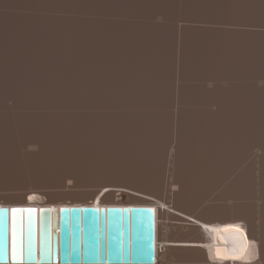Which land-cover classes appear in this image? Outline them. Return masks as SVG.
Segmentation results:
<instances>
[{
	"label": "rangeland",
	"instance_id": "1",
	"mask_svg": "<svg viewBox=\"0 0 264 264\" xmlns=\"http://www.w3.org/2000/svg\"><path fill=\"white\" fill-rule=\"evenodd\" d=\"M84 1L85 2L87 1V4L83 1L82 2L79 1L80 3H83L84 10H80V11L75 10L74 14L72 11V14L69 13L68 16L73 15L72 17H79V18L84 16L82 19H85V20L87 18H89L87 20V22H89V23H86L85 27H87L88 24L92 25L94 23L92 25L94 27L93 28L87 27L88 29L86 28V31H89V29H90V31L88 33L87 32H85V33L86 34L90 33L89 35H91V34L93 35V32H94L98 36L96 37L95 34L91 37H89L88 35H85V36H88L86 38H91L90 40L93 39L92 40L93 43L96 40L97 42L96 41L95 42L97 43V45L100 42L103 43V45H101V47L105 46V48H103V49H106V50L103 51V49H100L99 47L97 49V45H94V47H92L93 52L94 51L98 52V50L99 51L102 50V51L100 53L98 52V56L95 52L94 53L91 52V54L93 55V57L95 55L94 59H96V57H99L97 59L100 60L99 61L100 63L98 62L97 59L95 61H97L99 64L102 63L101 64L102 66H100L98 64L100 66V68H103V66H106L107 69H105L106 67H104L103 68L104 70L110 71V69H112L114 71H117L115 74L118 73L117 74L118 76H116L113 73L114 71H112V70H111V72H109L110 73L109 75L113 76V77L112 76H110V77L112 79L116 80L114 82L112 80L113 83H111V85L113 87L111 85L108 86V87L113 88V90L111 88V91H113V92H111L109 90L110 88H107L106 86H104V88L101 87L102 90H104V91H107V90H108V92L110 91L108 93V96H107V94L105 95L104 92H103V94H101L102 92L99 94L102 96V97L99 96V98L100 97L103 98V96H104V99L105 98L107 99V100L105 99L106 100V101H104L105 103L103 102L104 104H106V107L103 106V103L102 104L100 103L99 98L97 100L105 109L102 108V110H101L100 109L101 107L98 108V106L100 105L98 102H97V104H99V105H96L97 107L92 106V108H91V106H89L87 104V103H89V102H87V100H85L87 103L83 100L84 101L83 105L84 104L85 105L87 104V105L86 106L84 105L83 106L84 108L83 107L82 108L85 109L87 106H89L85 109L86 111H88L90 108H91V110L94 108L93 110H95L94 112H96V115H97L96 117H98V116L102 117L103 115L105 116L104 112H107L106 119L108 118V115L111 118L112 115L110 116V114H111V110H113L112 113L115 114L114 115L115 118H113L114 120H112V121H110L109 119L108 120L110 121V123L112 124L114 129L112 131H110L112 129L111 128L112 126L110 124H108L109 121H107L105 118H103L104 117L103 116L102 117L103 120L105 119V121H103V124L106 123L107 125L104 126V132L105 133L101 132L99 129L100 128L99 123L101 125H102V123H101L100 118L98 117L97 119H99L100 122H98V125H97L98 128L97 129H99V130H96V133H97V131H99V132L96 135L95 131L93 130V129H96V128H94L96 126H94L93 129L91 127V124H92V126L94 125L93 121L95 119V117H93V114H92V118H91V113H94V112H91V113L87 112L88 115H85L86 111L82 110L80 107L78 110L81 109V111L84 112V114H83V112H81L82 117L84 115L85 116L90 115L91 119L94 118L93 121H88V122H90V125L88 124V122H85L86 124H85V127L83 128L84 121H86V120H82V118H80L81 115L78 114L80 111L79 112L75 111V112H77L76 114L78 116L80 115L79 118L83 121L82 122L83 124H77L78 126L82 125L81 128L76 126V124L73 122H71V123H73L74 126L71 123H68V124L65 123L64 125H61L63 122L62 123L59 122L60 124L58 123L59 124L58 125L56 123L57 117H55L56 120H54L52 118V116H54V114L52 116H51V114L49 115L46 113L45 114H39L41 117L37 114L38 115L37 118H35L33 115H31V117H33L37 120L36 121L34 119L33 121H36L38 123V125L36 124V127H35L34 124L36 122H33L34 127L32 126V128H34V129L36 128V130H37L40 127L48 126V127H46V129L43 128L44 132H42L43 130L40 128V130H42V131L36 132L37 134L40 133V135L38 137H36L37 135H35L33 137L30 134L23 133L20 130V128L16 125L17 123H15L16 118L12 114H10L11 116L6 114L8 117L1 114L0 115V121H1V118H3L2 119L3 122L1 121V123H0V128H1L0 129V154L11 155L12 159L20 165L21 169H19L20 171L17 172L16 174H14L13 176H11V177L9 176L10 179H9V177H7L5 180H3L4 182L7 183V185L0 187V193L11 194L9 192V191H11L12 193L16 194L18 192L20 193V191H23L22 190L23 187L29 188V187L34 186V187H37L38 188L37 190H40L41 192H45L48 194H57V195H61L63 197L67 196V198H71V197H75V196L76 197L90 196L91 193L94 194V192L95 193H103L106 191L105 193H107L108 188L111 187L108 190V192L110 191V192H114V193H116V192L122 193V196L124 198H126V197L131 198V197H135L136 195L139 196V195H143V194L148 195V194H150V192L153 193V194H150L151 195L150 197H155V195H156V197H158L157 194L159 193L160 198L161 197L163 199L166 198L165 199L166 201L168 199V203L170 205L174 206L178 211H179V208H181L182 210L180 209V212L181 211L185 212V210H186L185 213H188L189 215H192L196 218L201 216V214H203L202 217L211 218L212 216L208 214V210L219 209L217 206H220V203H221L220 208H222L221 210H223L222 213L225 212L223 214V216L225 215L224 217H231L233 212H234L233 215L239 216L240 215L239 211H241L243 208L248 209V207H249V211L251 210L252 212H254V211L256 212L259 209L257 206L260 203L262 204V201L261 202L257 201L259 199L257 197L259 196L258 194L261 193V190L264 189V187H263L264 185L262 186L263 187L262 189H260L261 187L258 188L259 187V180H257L258 181L257 182L256 178L258 179L257 174H259V172H255L256 170L253 171V168H254V162L253 161L254 160L252 161L251 157L255 158V155L252 154V156H250V158H249L250 160L248 159V153L250 152L248 150L249 148L247 149V147H249L247 144L248 142L245 143L246 148H245V146L241 147L240 148L241 151L239 150V152L237 151L238 152L237 153V152L230 150L233 148L227 149L226 147L220 148V149L214 148L215 149L214 150V149H212L213 147L211 148V147L207 146L206 143H208V142H206L205 138H207L208 135L212 134L211 132H213V131L214 132L221 131V132L228 133L229 131L236 132V131L241 130L243 132L242 128H244V130L246 129V127H244L246 125L245 122H247L249 124L248 121L252 122V119L255 116V112L253 111V108L251 107L253 104V102H252L253 98L251 101L250 97L247 96V94L250 93L247 87L249 85H251L250 84L251 82H253V79H252L253 76L254 77L257 76V75H254V71H257L256 70L257 64L255 63V56L254 55H256L257 46L259 45L257 41L259 39H263L261 36L264 37V35H261L259 37L257 36V31L258 32L260 31V33L264 32V27L262 25V24H264V22H262V23L260 22L262 20V18H264V14L263 15H262V13L259 14L258 13L259 11H257V10H258V8H261V7L264 8L263 7L264 5H262L264 3V1L263 0H260V1L259 0H202V1L201 0H190L191 4H190L189 0H101V1L100 0L99 1L98 0H95V1L94 0H89V1L84 0ZM103 1H105V2H103ZM186 1L189 4H187ZM89 2H93L94 4L89 3ZM108 2L109 3L111 2V3L109 4ZM90 9H92V10H90ZM59 11H58V13H56L57 11L48 12V13L53 14V15L54 14H60L62 10L60 12ZM67 11L68 10H65V11L63 10L62 13L65 12L66 16H67L68 12H70V11H68V12ZM81 11H85V12H83L84 14L81 13ZM9 12H12V11L4 12V14H2L0 16V18L1 19H7V18L11 19L14 14L13 13L10 14ZM94 12L97 14L95 15ZM80 13H81V15H80ZM78 14H79V16H78ZM93 17L95 19H93ZM90 21L91 22L93 21V22L91 23ZM258 21H259V23L257 25ZM92 26H89V27H92ZM91 29L93 31H91ZM96 30H97V32H96ZM218 34H219V37H216V36H218ZM220 34H222L223 36L222 35L220 36ZM98 37L99 38L101 37V38L98 40ZM187 38L189 40H187ZM181 40H183L182 43H181ZM188 42H189V44H187ZM216 42H218V43L216 44ZM260 42H264V40L263 41L260 40ZM107 44L110 46L109 48H107L108 47ZM222 44H223V46H222ZM213 45L217 48H215V47L213 48L212 47ZM263 45H264V43H263ZM98 46H100V45H98ZM108 49H110L109 50L110 52L109 51L107 52ZM219 49H221V50H219ZM222 50L224 51L225 55L222 52ZM219 51H221V52H219ZM215 53L217 55H214ZM99 54H101V55H99ZM100 56H102V57H100ZM220 56H222V57H220ZM222 58L225 60H223ZM104 59H106L109 62L106 61L105 62L106 64L103 65V62L105 61ZM210 59H212V60H210ZM221 59L223 61L219 62V64H218L217 61L221 60ZM209 60L211 62H213V64ZM181 62H183V63H181ZM223 62H226V64ZM215 64L217 65L218 69H217ZM215 68H216V73H214ZM181 69H183L185 72H188V73L184 74L183 70H181ZM212 69H213V72H212ZM227 69H228V71H227ZM229 69H231V70H229ZM207 70L209 71V74L207 73L208 72ZM218 70H220V71H218ZM127 72H129L130 74H128ZM121 74H124L125 76L124 75L121 76ZM182 74H184V76L185 75L186 76L184 77ZM187 75H189L190 77L189 76L187 77ZM213 75H215V76L220 75V77L214 76L215 77L214 78ZM126 76H130V78H131V81H129V83H126V82L130 78L126 77ZM249 76L252 77L251 78L252 80L249 79L250 78ZM117 77H118V79H117ZM123 77L124 78L126 77V80H127L126 82L122 81V79L124 80ZM186 77H187V80H185ZM212 77H213V79H212ZM132 78L135 79V81H137V82L139 80V83L137 84V82H135ZM189 78L191 79V81ZM241 78H243V79H241ZM194 79H196V80H194ZM216 79L217 80L219 79L217 81L218 83L215 82ZM247 79H249L251 81H249ZM132 80L135 83H132ZM180 80H181V82H180ZM182 80L183 81L185 80V82H182ZM210 80L211 81L214 80V81L211 82ZM194 81H196V82H194ZM206 83H208L209 85ZM214 83L216 86L215 90H217V92L221 95L220 100H222L221 103L223 102L222 105L225 107L224 112H223V114H224V120L223 121L227 122L228 125L226 124L227 126H223V128L217 127L215 122L212 121L214 118L218 117V115H219V114L218 115L216 114L217 115L216 116V115H214L215 113H213V111H215L217 109L216 104H218V102H219V104H221L220 100L216 101V99L211 98V93H209L206 89V87L213 88ZM259 83L261 86L262 85L264 86L263 82L260 81ZM122 84H125L126 86L122 85ZM129 85L130 86L134 85V86L130 87ZM178 85H180V86H178ZM181 85H184V87H186L185 90L188 91V93H186L187 91L185 92V97L182 94V93H184L183 92L184 90H183V88H181ZM135 86H136V88L138 87L140 89H138V88L136 89ZM171 86H173V87H171ZM176 87H178V88H176ZM249 87H251V86H249ZM180 88L183 90L182 93H181ZM246 88L248 91L246 90ZM178 89H180V91L177 92ZM249 89L251 90V88H249ZM137 90L140 91V92H138L139 94H141L140 96H138L139 94L137 93ZM244 90L247 91L246 97H244L245 96ZM127 91H129V92H127ZM179 92H180V94H179ZM110 93H112L114 97L111 96L112 94L110 95ZM146 93H148V94L146 95ZM181 94H182V98H186L188 96L187 97L188 100L187 99L182 100V98H180ZM166 95H168V96H166ZM189 95L191 96V98L189 97ZM222 95H224V96H222ZM101 98H100V100H101ZM111 98H113V100L115 98H117L116 101L114 100L115 103ZM177 98H179V99H177ZM129 99H131V100H129ZM146 99L148 102L146 101ZM108 100L111 101L115 105H113V104L110 105L111 103ZM121 100L124 102L123 106H122ZM125 100H126V103H125ZM135 100L137 102L140 101L139 103H141L142 101L145 103V101H146V103H145L146 105H147V103H149V101H152L154 104L151 102L149 105H147V106L145 105L146 106V108H145V106L142 107L144 105V103L142 102L141 104H139V105H142L141 106L142 108L137 107L139 109L138 110L137 108H135L136 104H137V102ZM181 100L185 101L186 105H184L185 102L184 103L180 102ZM101 101H103V99ZM107 101L110 104L106 103ZM187 101H189V103L191 102V104H193V105L187 106L188 105ZM179 102H180V104L181 103L182 104L180 105ZM11 103L12 102H10V106L6 105L7 110L9 107V110H8L9 112H10V110H11V112H13V108L11 107L12 106ZM8 104H9V102H8ZM160 104H162V105H160ZM178 104L180 105V109H178L179 108ZM94 105H95V103H94ZM107 105H109L110 109H107V108H109V107H107ZM139 105H137V106H139ZM151 105H152V108H151ZM213 105L216 108L213 107ZM114 106H115V108H114ZM182 106H184V107H182ZM191 106H193V109L189 112L187 110L184 111V109H181V108H187V107H191ZM95 107L97 110L99 109L100 111L99 110L97 111L95 109ZM111 108H113V109H111ZM140 108H141V110H140ZM6 109H3V111L5 110L7 112ZM136 109H137V113L139 112L138 114L142 113V115H141L142 117L139 115V119L144 118L143 119L144 121L142 120L144 123L139 122L138 121L139 119H135V118H137V116L135 115V114H137L135 111ZM157 109H158V112L156 111ZM91 110H89V111H91ZM132 111H134L133 115H132ZM153 111L158 113V114H155V113L153 114V116H155V117L152 116ZM160 111H161V113H160ZM14 112H15V110H14ZM75 112L73 115H71V117L76 115ZM108 112H110V114H108ZM98 113H100L102 115H99ZM180 113H182V114H180ZM179 114L183 116V117L181 116V118H183V119H184V117L186 118V120H184V122L186 121L185 123L187 125L186 126L185 123H182V125L183 126L185 125V127H183V129L181 131L179 130V133L181 132L183 134V135L180 134L179 137L182 136V137L186 138V140H190L189 138L192 136V134H195L196 132L200 133V134H195L198 136L197 137L194 135L196 138L195 137L193 138V136H192L191 140L194 139V140H192V141H194L193 144H192L191 140L189 142L187 141V144L185 143L186 140H185V142L182 143L184 145L180 144V145H182L183 149H181V147H180L178 150V153L180 154V152H181L180 149L182 150L183 155H184L183 150L185 148H186V151H185V155H184L185 157H183V155H181L183 158L182 159L180 158L179 160H177L178 171H180L181 174H179L180 176L178 175V177H177V185L176 186L178 187V189H177V187L175 189V187H173V186L170 187L171 186L170 181H172V179H170V180L168 179V176L173 173V170H172L173 167H171V165H170V161H171L169 158V152H170L169 149L170 148H167V147L172 146L173 138L175 137V136H173L174 135L173 133L175 132V128H176V126L180 127V124L178 125L177 123L179 121L182 122V119H179L180 118ZM37 115H35V116H37ZM134 115H135V117H134ZM49 116H51V117H49ZM116 116L118 117V119H116ZM131 116L134 117L133 119H135L136 123L138 121V124L140 123V125H142L143 127L135 126L134 120H132ZM176 116H178L179 118L177 119ZM187 116L188 117L190 116V119L193 116V120H192L193 122L189 123L190 120H187L188 119ZM206 116L207 117L210 116V119L213 117L214 118L211 120H209L207 118V120H206L205 119ZM174 117L176 119H174ZM235 117L236 118L240 117L239 119L242 122L241 121L237 122V120H234V119H232V122H231L230 121L231 118H235ZM39 118L40 119L43 118V119H41V121H40ZM74 118L76 119L78 117L74 116L72 119H74ZM84 118H87V117H84ZM119 118H120L122 125L119 121ZM115 119H116V121H115ZM121 119L125 120V122ZM127 119H130V123L128 122L129 120H127ZM149 119H150V121H149ZM194 119H197V120L194 121ZM29 120H32V119H29ZM38 120L40 123L44 122L45 125L42 126L43 123L40 124L38 122ZM76 120L74 122H76ZM174 120H175V123L177 125L174 123ZM69 121H71V118L69 119ZM113 121L116 122V124L118 122L121 125V128L123 126V122L126 123V121H127L130 125L128 123H126L127 126L126 125L125 126L127 129L126 128L118 129L117 125L118 126H120V125L115 124L116 125L115 126L113 124L114 123ZM132 121H133V124L131 127ZM161 121H164V122H161ZM206 121H207V123H206ZM233 121L237 122L238 126L237 125L235 126V124H237V123L234 124ZM209 122H210V124L214 123L215 125L209 126ZM80 123H81V121H80ZM95 123H97V121H95ZM167 123H169V124H167ZM242 123H245V125ZM190 124H193V125L190 126ZM65 125H66V127L71 128V129H74L73 127H78L79 129L83 128L82 129L83 133H80V132H82V130L78 133L79 130H77L75 128L77 130L76 135L80 134L78 136H79L81 141L79 140L78 137H76L74 135H72L73 137L71 138V134H72L71 131H73L74 132L73 134H75L76 130L75 129L69 130L68 128L65 129L64 128ZM67 125H69V126L72 125V127H69ZM87 125H89L91 127V128L90 127L87 128V129L90 130V133H92L91 134L92 137H93V134H95L96 138H99L100 142H98V140H96L95 136H94L95 139L90 138L91 141L88 140L87 142H85V137H87V136L82 137V135L84 133H87L84 131V129L87 127ZM144 125H146V126H144ZM173 125L175 128L173 127ZM229 125L231 127H229ZM242 125H243V127H241ZM37 126H39V127H37ZM106 126H109V128H111L110 130L108 129L110 132L105 131L107 129ZM114 126L117 128H115ZM105 127H106V129H105ZM207 127H209V128H207ZM181 128L182 127H180L179 129H181ZM232 128H234L233 130H236L237 128L238 129L236 131H233V130H231ZM87 129H85V130L88 131ZM91 129L94 131V133L91 131ZM102 129H103V127H102ZM40 130H38V131H40ZM46 130H48V132H50L49 136L45 135ZM173 130H174V132H173ZM247 131L248 130H246V132ZM68 132L71 133L70 135H68V137L71 138V140H69V141L74 142V140H75L74 143L78 145V146L77 145L75 146L77 149L74 147L75 144L73 145L72 142H70V143H72V145L69 144L68 139L65 138L64 135H65V133L68 134ZM121 132H123V133H121ZM90 133H89L88 137L89 136L91 137ZM99 133H102V134H100L102 136H99ZM186 134H189L190 137H189V135H186ZM116 135H118V136H116ZM169 135L171 136L170 138H169ZM5 137H7V138H5ZM200 137L202 139L200 141L201 142L203 141L202 143H204V145L199 141V139H197ZM30 138H31V140L32 139H40L44 143V147L47 148L46 149L47 152L45 151L43 154L40 153L41 155L37 154V152H36V154H32V153H35V152H32L31 153L32 155L30 154V156L25 155V153H27V152L24 153L25 149L20 148L21 143H22L21 141L29 140ZM64 138H65V140H64ZM76 138H78V139H76ZM81 138L84 139L83 143H82L83 139H81ZM66 139H67V141H66ZM247 139H248V137H247ZM63 140H64V142H62ZM76 140H78L81 144L87 143V146H82V145L80 146L79 145L80 143L79 144H78V142L76 143ZM196 140H198V141H196ZM92 141L96 142L95 145ZM129 141L131 144L129 143ZM167 141H169V142H167ZM195 141H196V143L198 142L199 145L201 143V145H203L202 147L205 146L204 147L205 149L200 147L198 144H197L198 145L197 146ZM244 141H247V140L244 139ZM88 142H90V143H88ZM171 142H172V144H171ZM91 143H93V146H91L92 145ZM124 143H126V144H124ZM189 144H190V146H187ZM123 145H125V146H123ZM194 145H196V147H194ZM79 147H81V148L84 147V148L80 149ZM90 147L92 150L90 149ZM189 147H191L192 149L191 148L189 149ZM206 147H207V150H206ZM66 148H68V149H66ZM79 149L82 151H80ZM163 150L164 151L166 150V151L164 152ZM79 152H80V156L78 155ZM121 152H122V154H121ZM187 152H189V153H187ZM76 153H78V154L76 155ZM155 153H157V154H155ZM255 153L258 154L261 152L258 150H255ZM186 154H188V155H186ZM230 155H231V157H230ZM77 156H78V158H77ZM99 156H100V158H99ZM27 158L28 159L31 158L32 161H34L33 162L34 164L32 163L35 166L34 168H33V165L30 166L27 164V161H28ZM240 159H242V160H240ZM245 160L248 162H246ZM69 166H70V168H69ZM101 166H102V168H101ZM256 166L257 167H255V168L256 169L258 168V171H260L258 164H256ZM146 167H148V168H146ZM238 167H240L239 168L240 175H242L240 177L238 176V178H240L239 179L240 182H239V180L236 181L238 178L234 179V176L238 175V173H239V171L236 174L234 173L235 169L238 170ZM62 169H63V171H62ZM144 170H145V172L143 174V172H141V171H144ZM96 171H98V172H96ZM135 172H137V173H135ZM55 173H56V175H55ZM155 174H156V176L154 177ZM97 175H98V177H97ZM106 176H107V178H106ZM139 176H141V177H139ZM44 177H45V179L43 181ZM235 177H237V176H235ZM195 178H196V180H195ZM95 179H96V181H95ZM155 179H156V181L158 180L156 183H154ZM10 180H11V182H10ZM73 180H75V181H73ZM159 181H160V183L158 184ZM236 182L242 183V184L238 185ZM256 182L258 185L256 184ZM19 183H24L26 185L21 186V185H19ZM228 184H230V185H228ZM235 184H237V185H235ZM101 185H102V187H101ZM112 185H114V186H112ZM118 186H120V187H118ZM157 186H158V189H156ZM179 186H180V188H179ZM218 186H219V188H218ZM222 186H224V187L222 188ZM256 186H258V187H256ZM152 187H154V189H156L158 191L155 195H154L155 191H153ZM13 188H15L16 190ZM113 188H115V189H113ZM172 188H173V190H172ZM130 189H132V190H130ZM258 189L260 191L257 194ZM133 190H135V191H133ZM175 190H178V191H175ZM128 191H131L132 193H130ZM165 192H166V194H165ZM168 192H170V193H168ZM140 193H142V194H140ZM263 193H264V190H263L262 194ZM223 194H227V195H223ZM237 195L239 197L241 196V198L245 197L247 199L245 200L243 198V200L239 199L237 201L236 200V198L238 197ZM230 196L231 197L237 196V197L236 198L232 197V199L235 198V201H233L231 199L228 201L227 200L225 201V199L223 200V198L228 199V197H230ZM260 196H263V195H260ZM252 197H254V198H252ZM188 198L191 200H189ZM195 199H196V202H195ZM171 200H172V202H171ZM181 201L182 202L184 201L183 204ZM187 201H190V202H187ZM192 201H193V203H192ZM205 202H207L208 204ZM255 202H256V204L258 203V205L255 206ZM179 203H180V206H178ZM185 203H190L191 205L190 206H189V204L185 205ZM174 204L177 206H175ZM222 204H225V206H222ZM233 204H235V205H233ZM211 205H214V207L215 206L216 207L214 208ZM229 205H230V207H229ZM240 206L242 209L240 208ZM182 207H184V208H182ZM196 207H197V209H196ZM223 208H225V209H223ZM192 212H193V214H192ZM175 215L176 216H173L175 218L172 217L173 218L172 222H171L172 228L170 229V233H172L173 235L177 234L176 237H179V236H181L187 232L189 233L195 229V227H193L187 223H183L185 221H184V218H182V217H185V216H181V214H178L180 216L177 218L178 215L177 214H175ZM185 218H187V217H185ZM174 219H176V220H174ZM211 219H213V217ZM186 222H188V221H186ZM167 224H168V222H167V220H165V225L163 226V228L165 229V230L163 229V233H165V234H163V238H166L167 234H168L167 228L165 227ZM175 260H176V258H173V262H175ZM176 261H178V260H176ZM173 262H172V264H173ZM182 263L183 262H180L179 264H182ZM163 264H166L165 260H163ZM174 264H178V263H174ZM183 264H186V263H183ZM188 264H194V263H188ZM195 264H200V263L197 262ZM203 264H207V263L205 262Z\"/></svg>",
	"mask_w": 264,
	"mask_h": 264
},
{
	"label": "bare ground",
	"instance_id": "2",
	"mask_svg": "<svg viewBox=\"0 0 264 264\" xmlns=\"http://www.w3.org/2000/svg\"><path fill=\"white\" fill-rule=\"evenodd\" d=\"M85 2L84 0H0V16L2 14H4V12H7V11H12V12H9L10 14H14L12 16L11 19H1L0 18V115H5L6 117H8L6 114H8L9 116H11L10 114H12L16 120H15V123H17L16 125L20 128V130L23 132V133H28L30 134L31 136H35L37 135L36 137H38L40 135L37 134L36 132H41L43 130V128L46 129V127L48 126H44L45 123L44 122H38L40 124H42V126L44 127H40L42 130L37 129L36 128H32V126L36 127V124L38 125V123L36 122L37 120L35 118L38 117L39 114H51V116L54 114V116H52V118L54 120L55 117H57V120H56V123L58 124L59 122L62 123L61 125H64L65 123L68 124V123H75L76 126H78L77 124H83L82 120H86L84 121V125H83V128L85 127V122H88V121H93L92 118V114H93V117H95L93 123L94 125L92 126L91 124V127L93 129L96 128V129H93L95 131V134L97 135V133L99 131H97L96 133V130H99L101 132H104V126L107 125L106 123L103 124V121H105L106 119V114L107 112H104L105 113V116L103 118H105L103 120L102 117L98 116L101 120V123L102 125L99 123V129H97V125H98V122L99 119H97L98 117H96V112H94L95 110H91L92 106H96V105H99L100 103L102 104L104 101H106L104 99V96L103 98H101L102 96L99 95L101 92V94H104L108 96V93L111 91V88L113 87L111 85V83H113L114 79H112L110 76L112 75H109L111 72L112 69H110V71L108 70H104L103 68L106 67V66H103V68H100V66H102L101 64H99L100 60L97 59L99 57H96V59L98 60L95 61L96 59H94L93 55L91 54L92 53H96L97 56H98V52L100 53L101 51L98 50V52L94 51L93 52V48L94 45H97V41L93 43V39L90 40L91 38H86V37H91L93 36L94 34L96 35V37L98 36L96 33L93 32V35H89V34H86L85 32H89V31H86V28H93L94 26L92 25H89L87 27H85V24L86 23H89L87 22V20L89 18H87L86 20L85 19H82L83 17L79 18V17H71L68 16L69 13L72 14V11H73V14H74V11L77 10V11H80V10H84V6H83V3H80V2ZM89 1V0H88ZM95 1V0H94ZM99 1V0H98ZM97 1V2H98ZM101 1V0H100ZM190 1V0H189ZM202 1V0H201ZM260 1V0H259ZM264 1V0H263ZM105 2V1H103ZM87 4V1L85 2ZM89 3H92L94 4L93 2H89ZM100 3V2H99ZM102 3V2H101ZM109 3V2H108ZM111 3V2H110ZM109 3V4H110ZM187 3V1H186ZM263 3V2H262ZM185 4V3H184ZM189 4V3H187ZM190 4H191V1H190ZM220 4V3H219ZM224 4V3H223ZM154 5V4H153ZM201 5V4H200ZM259 5V4H258ZM261 5V4H260ZM264 5V3L262 4ZM261 5V6H262ZM109 6V5H108ZM264 7V6H263ZM87 8V7H86ZM236 9V8H235ZM65 11V10H68L70 12H68L67 16H66V13L61 11L60 14H50L48 12H54V11H57L56 13H58V11ZM86 10V9H85ZM92 10V9H90ZM59 11V12H60ZM89 11V10H88ZM226 11V10H225ZM259 11L258 13H262V15L264 14V8H258ZM85 11H81V13H83ZM48 13V14H47ZM80 13V15H81ZM95 13V12H94ZM178 13V12H177ZM84 14V13H83ZM92 14V13H91ZM90 14V15H91ZM97 13H95L96 15ZM158 15V14H157ZM261 15V16H262ZM76 16V15H75ZM79 16V14H78ZM92 16V15H91ZM92 18V17H91ZM198 18V17H197ZM93 19H95L93 17ZM259 19V18H258ZM257 19V20H258ZM156 20V19H155ZM91 22V21H90ZM93 22V21H92ZM91 22V23H92ZM261 23L264 22V18H262V20L260 21ZM259 21L257 22V25H258ZM260 23V24H261ZM135 24V23H134ZM263 27H264V24H262ZM89 26H92V27H89ZM258 27V26H257ZM261 27V26H260ZM87 28V29H88ZM96 28V27H95ZM239 28V27H238ZM259 28V27H258ZM98 29V28H97ZM91 31H93L91 29ZM97 32V30H96ZM169 33V32H168ZM85 35H88V36H85ZM222 34H220L221 36ZM261 35H264V32L260 33V31L258 32L257 31V36H261ZM223 36V35H222ZM256 36V37H257ZM216 37H219V34L218 36ZM263 39H257L258 41V46H257V53L255 56V63L257 64V71H254V75H257L256 77L253 76L252 77H248L249 79H253V82H251L249 86L248 85V90L250 93L247 94V96L250 97L251 101H252V98H253V104H252V108H253V111L255 112V116L254 118L252 119V122L248 121L249 124L247 122L246 125L245 123H242L244 124L246 127V129L244 130L243 129V132L240 130V131H236V130H233L234 128H232L231 130L233 131H236V132H231L229 131L228 133H225V132H221V131H218V132H211L212 134L208 135L207 138H205L207 146L209 147H213L212 149H220V148H233V149H230L234 152H239V150L241 151V147L245 146L246 148V144H248L249 147H247V149L250 151H248V159L250 158V156L255 155V158L253 159L251 157V160L254 162V168L257 167L256 164H258V167L260 168V171H258V168L254 169L253 168V171L255 172H259V174H257L258 176V179L256 178V181L259 180V187L260 189H262L264 186V86L260 85V81L263 82L264 84V45L263 43L264 42H260V40H264V37L261 36ZM93 38V37H92ZM101 38V37H100ZM98 37V40L100 39ZM212 39V38H211ZM216 39V38H215ZM187 40H189L187 38ZM221 40V39H220ZM219 40V41H220ZM102 41V40H101ZM209 41V40H208ZM213 41V40H212ZM216 41V40H215ZM214 41V42H215ZM222 41V40H221ZM220 41V42H221ZM99 42V41H98ZM183 42V40H181V43ZM187 42V41H186ZM191 42V41H190ZM96 43V44H95ZM101 43V42H100ZM98 43V46L97 45V49L98 47L100 49H103L105 48V46H102L103 43ZM213 43V42H212ZM218 42H216L217 44ZM105 44V43H104ZM189 44V42L187 43ZM211 44V43H210ZM209 44V45H210ZM219 45V44H218ZM107 48H109L110 46L107 44ZM184 46V45H183ZM182 46V47H183ZM188 46V45H187ZM191 46V45H190ZM220 46V45H219ZM223 46V44H222ZM112 47V46H111ZM213 48L215 47L214 45L212 46ZM143 48V47H142ZM188 48V47H187ZM186 48V49H187ZM217 48V47H215ZM221 48V47H220ZM96 49V48H95ZM106 50V49H103V51ZM110 49L107 50V52L109 51ZM183 50V49H182ZM221 50V49H219ZM224 50V49H223ZM222 50V52L224 53V51ZM189 51V50H188ZM216 51V50H215ZM218 51V50H217ZM110 52V51H109ZM221 52V51H219ZM218 52V53H219ZM192 53V52H191ZM217 53V52H216ZM214 54V55H217V54ZM102 54V53H101ZM99 54V55H101ZM110 54V53H109ZM186 54V53H185ZM190 54V53H189ZM193 54V53H192ZM191 55V54H190ZM220 55V54H219ZM225 55V53H224ZM223 55V56H224ZM250 55V54H249ZM173 56V55H172ZM102 57V56H100ZM182 57V56H181ZM222 57V56H220ZM219 57V58H220ZM217 58V57H216ZM253 58V57H252ZM102 59V58H101ZM218 59V58H217ZM223 59V58H222ZM216 60L219 64V62H222L223 60ZM105 61L103 62V65L106 64L105 62L107 61L106 59H104ZM212 60V59H210ZM209 60V61H210ZM102 61V60H101ZM215 61V60H214ZM97 62V63H96ZM109 62V61H107ZM180 62V61H179ZM211 62V61H210ZM183 63V62H181ZM187 63V62H186ZM213 64V62H211ZM226 64V62H223ZM99 66H97V65ZM216 65V64H215ZM164 66V65H163ZM212 66V65H211ZM220 66V65H219ZM187 67V66H186ZM217 67V65H216ZM180 68V67H179ZM210 68V67H209ZM107 69V67L105 68ZM109 69V68H108ZM214 69V68H213ZM213 69H212V72H213ZM218 69V67H217ZM224 69V68H223ZM183 70V69H181ZM180 70V71H181ZM186 70V69H185ZM209 70V69H208ZM207 70V71H208ZM231 70V69H229ZM114 71V70H112ZM125 71V70H124ZM127 71V70H126ZM187 71V70H186ZM202 71V70H201ZM204 71V70H203ZM220 71V70H218ZM228 71V69H227ZM117 71H114L113 73L115 74ZM184 74L188 73V72H185L183 70ZM206 72V71H205ZM256 72V73H255ZM112 73V74H113ZM128 74H130L129 72H127ZM209 74V71L207 72ZM216 73V68H215V72ZM219 73V72H218ZM217 73V74H218ZM118 74V73H117ZM117 74H115L116 76H118ZM125 74V73H124ZM124 74H121L124 75ZM135 74V73H134ZM146 74V73H145ZM151 74V73H150ZM179 74V73H178ZM184 74H182L184 76ZM115 76V77H116ZM125 76V75H124ZM158 76V75H157ZM186 76V75H185ZM184 76V77H185ZM189 75H187L188 77ZM206 76V75H205ZM210 76V75H209ZM208 76V77H209ZM215 75H213L214 77ZM113 77V76H112ZM126 77H129L130 76H126ZM126 77L124 78V80L122 79V81L126 82ZM133 77V76H132ZM182 77V76H181ZM187 77L185 78V80H187ZM190 77V76H189ZM207 77V76H206ZM212 77V79H213ZM215 77H220L219 76H215ZM214 77V78H215ZM231 77V76H230ZM120 78V77H119ZM165 78V77H164ZM168 78V77H167ZM211 78V77H210ZM118 79V77H117ZM128 79V78H127ZM133 79V78H132ZM150 79V78H149ZM190 79V78H189ZM243 79V78H241ZM245 79V78H244ZM247 79V80H249ZM251 79V80H252ZM255 79V80H254ZM113 80V82H112ZM135 81V79H133ZM132 80V83H135L133 82ZM137 80V79H136ZM185 80L182 82H185ZM196 80V79H194ZM219 80V79H218ZM216 79L215 82L218 81ZM225 80V79H224ZM246 80V81H247ZM249 80V81H251ZM129 81H131V78L126 82V83H129ZM191 81V79H190ZM211 81V80H210ZM214 80H212L211 82H213ZM121 82V81H120ZM176 82V81H175ZM181 82V80H180ZM193 82V81H192ZM196 82V81H194ZM205 82V81H204ZM220 82V81H219ZM122 83V82H121ZM131 83V84H132ZM139 83V80L137 82V84ZM154 83V82H153ZM218 83V82H217ZM221 83V82H220ZM192 84V83H191ZM190 84V85H191ZM195 84V83H194ZM208 84V83H206ZM109 85H111L112 87H108ZM115 85V84H114ZM122 85H125V84H122ZM171 85V84H170ZM209 85V84H208ZM104 86H106L107 88H110L109 92L108 90L107 91H104L102 90L101 87L104 88ZM126 86V85H125ZM130 86V85H129ZM134 86V85H132ZM130 86V87H132ZM141 86V85H140ZM176 86V85H175ZM180 86V85H178ZM183 86V87H182ZM189 86V85H188ZM207 86V85H206ZM173 87V86H171ZM190 87V86H189ZM106 88V89H107ZM136 88V86H135ZM138 88V87H137ZM136 88V89H137ZM175 88V87H174ZM178 88V87H176ZM183 88V90L181 89ZM181 93L182 91L184 93L183 96L185 97V92L187 90H185L186 87H184V85H181ZM218 88V87H217ZM246 88V90H247ZM251 88V90L249 89ZM101 89V90H100ZM135 89V90H136ZM140 89V88H138ZM180 89L177 90L180 91ZM207 91L209 93H211V98H214L216 99V101L220 100L221 99V95L217 92L216 89V86H215V83L213 85V88H208L206 87ZM113 90V88H112ZM219 90V89H218ZM244 90L245 92V96L246 97V93L247 91ZM107 92V93H106ZM113 92V91H111ZM129 92V91H127ZM140 92L139 90H137V93ZM142 92V91H141ZM188 93V91L186 92ZM112 93H110L111 95ZM139 94V93H138ZM148 93H146L147 95ZM169 94V93H168ZM178 94V93H177ZM176 94V95H177ZM180 94V92H179ZM182 94L180 95L182 98ZM222 94V93H221ZM251 94V95H250ZM141 94H139L138 96H140ZM253 95V96H252ZM99 96H101V100L103 99V101L100 100ZM113 96V94L111 95ZM120 96V95H119ZM154 96V95H153ZM157 96V95H156ZM168 96V95H166ZM187 96V95H186ZM224 96V95H222ZM114 97V96H113ZM177 97V96H176ZM188 97V96H187ZM186 98H182V100L184 99H187ZM189 97L191 98V96L189 95ZM99 98V101L100 103L97 101ZM108 98V97H107ZM110 98V97H109ZM144 98V97H143ZM142 98V99H143ZM113 100V98H111ZM126 99V98H125ZM179 99V98H177ZM176 99V100H177ZM224 99V98H223ZM87 100V103L89 106H91V108L88 111H86L85 109L89 106H87L85 109H83L84 105V101ZM115 101L117 100V98L114 99ZM113 100V101H114ZM127 100V99H126ZM126 100H125V103H126ZM131 100V99H129ZM149 100V99H148ZM154 100V99H153ZM166 100V99H165ZM170 100V99H169ZM168 100V101H169ZM180 101V102H185V101ZM188 100V99H187ZM190 100V99H189ZM249 100V99H248ZM109 101V100H108ZM106 102L110 105H112L113 103L111 101L109 102ZM114 101V103H115ZM122 101V100H121ZM136 101V100H135ZM134 101V102H135ZM147 101V99H146ZM145 101V103H146ZM178 101V100H177ZM222 100H220V103H221ZM226 101V100H225ZM9 102V104H8ZM10 102H12V108H13V112H10L8 111L9 110V107H8V110L6 109V105L10 106ZM97 102L99 104H97ZM118 102V101H117ZM120 102V101H119ZM133 102V103H134ZM137 102V101H136ZM135 102V103H136ZM140 101L137 102L136 104V107L135 108H139L141 107L142 105H139L141 103H139ZM148 102V101H147ZM152 101H149V103H147V105H149ZM179 102V104H180ZM188 102V105L187 106H190V105H193L191 104V102L189 103ZM95 103V105H94ZM105 103V102H104ZM103 103V106L106 107V104ZM144 103V102H143ZM144 103V105L142 107H144L146 104ZM153 103V102H152ZM167 103V102H166ZM86 104V105H87ZM100 104V105H101ZM121 104V103H120ZM124 102L122 101V106H123ZM154 104V103H153ZM176 104V103H175ZM179 108L180 109V104ZM223 102L221 104H216L217 105V109L215 111H213V113H215L214 115H218V117L216 118H211L213 119L212 121L215 122L216 126L219 127V128H223V126H227V122L223 121L224 120V106L222 105ZM85 105V106H86ZM98 106L101 107L100 109L102 110V108H104L102 105L101 106ZM115 105V104H113ZM133 105V104H132ZM139 105V106H137ZM146 105V106H147ZM162 105V104H160ZM186 105V102L185 104ZM145 106V108H146ZM219 106V107H218ZM81 107L82 110H85L86 113L85 115H88V113H91V112H94V113H91V118H90V115L89 116H83L82 117V113L83 111L78 110L79 108ZM83 107V108H82ZM97 107V106H96ZM95 107V109H96ZM107 107H109V105H107ZM112 107V106H111ZM125 107V106H124ZM141 107V108H142ZM184 107V106H182ZM213 107H215L213 105ZM115 108V106H114ZM137 108V109H138ZM140 108V110H141ZM151 108H152V105H151ZM154 108V107H153ZM216 108V107H215ZM3 109H6L7 112ZM11 109V108H10ZM105 109V108H104ZM107 109H110L107 108ZM106 109V110H107ZM113 109V108H111ZM137 109L135 110L136 113H137ZM181 109H184L187 110L188 112L191 111L193 109V106L191 107H187V108H181ZM15 110V112H14ZM97 110V109H96ZM99 110V109H98ZM97 110V111H98ZM105 110V111H106ZM139 110V109H138ZM147 110V109H146ZM145 110V111H146ZM149 110V109H148ZM75 111H80L78 114L81 115L80 118H82V120L79 118V116L76 114L77 112ZM100 111V110H99ZM109 111V110H108ZM113 110H111V114L110 112H108V114H110L111 118L109 117L108 115V118L106 119L107 121H112L114 120L113 118H115V114L112 113ZM123 111V110H122ZM144 111V112H145ZM155 111V110H154ZM152 113V116L153 114H158L156 112ZM158 112V109L156 110ZM186 111V112H187ZM73 112V113H72ZM75 112L76 115H74L75 117H78V118H74L72 119L73 117H71V115H73ZM116 112V111H115ZM101 113V112H100ZM98 113L99 115H102ZM103 113V112H102ZM103 113V114H104ZM125 113V112H124ZM139 113V112H138ZM137 113V114H138ZM141 113V112H140ZM150 113V112H149ZM161 113V111H160ZM170 113V112H169ZM38 114V115H37ZM84 114V112H83ZM95 114V115H94ZM134 114V111H132V115ZM135 114L137 116V118L135 119H139V115L141 116V114ZM144 114V113H143ZM182 114V113H180ZM180 118L178 116L177 119H182V122H178L177 124L179 125L180 124V127H182L181 129H179L180 127L179 126H176L177 124L175 123V120H174V123L176 124V128H175V132L173 130V136H175L173 138V144L171 147H167V148H170L169 149V158H170V165L171 167H173V173L170 174L168 176V179H172V181H170V184L171 186L170 187H175L176 189V185H177V177L180 173V171H178V162L177 160H179L180 158L182 159L183 157H185V151H186V148L183 150L184 151V155L182 153V144L183 142H185L186 138L184 137H179L180 134L183 135L181 132L179 133V130L181 131L183 129V127H185L186 125V121L184 122V120H186V118L184 117L181 118L182 115H180ZM31 115H33L35 118L31 117ZM37 115V116H35ZM134 115V117H135ZM216 115V116H217ZM40 116V115H39ZM48 116V115H47ZM49 116V117H51ZM157 116V115H156ZM163 116V115H162ZM191 116V115H190ZM190 116L188 117L187 116V120H190L189 123L193 122V116L192 118L190 119ZM211 116V115H210ZM210 116L207 117L206 116V120L207 118L209 120L210 119ZM3 117V116H2ZM31 117V118H30ZM41 117V116H40ZM84 117H87V118H84ZM132 117V116H131ZM134 117H132V120H134V125L135 126H140V127H143L142 125H140V123L138 124V121L139 122H143L144 118H140L137 123L135 121V119H133ZM142 117V116H141ZM155 117V116H153ZM183 117V116H182ZM44 118V117H43ZM41 118V119H43ZM71 118V121H69V119ZM130 118V117H129ZM159 118V117H158ZM173 118V117H172ZM229 118V117H228ZM240 118V117H239ZM239 118H231V122H232V119L234 120H237V122L241 121ZM3 118H1V121H2ZM29 119H32V120H29ZM36 120V121H33V120ZM40 119V118H39ZM40 119V121H41ZM60 119V120H59ZM97 119V120H96ZM109 119V120H108ZM116 119H118V117L116 116ZM115 119V121H116ZM131 119V118H130ZM130 119H127L129 120L128 122L130 123ZM174 119H176L174 117ZM62 120V121H61ZM73 120V121H72ZM76 120V122H74ZM79 120V121H78ZM123 120V119H121ZM143 120V121H142ZM197 120V119H194V121ZM0 121V123H1ZM17 121V122H16ZM43 121V120H42ZM81 121V123H80ZM95 121H97V123H95ZM106 121V122H107ZM110 121L108 122V124H110L112 126V124L110 123ZM119 121H120V118H119ZM125 122V120H123ZM122 121V122H123ZM150 121V119H149ZM3 122V121H2ZM33 122H36L35 124ZM79 122V123H78ZM114 122V121H113ZM123 122V126L121 128V125L117 122V124H119L120 126H118L116 124V122H114L113 124L117 125L118 129H123V128H126V123H128L126 121V123ZM147 122V121H146ZM161 122H164V121H161ZM170 122V121H169ZM172 122V121H171ZM211 122V121H210ZM209 122V126L211 125H215L214 123L213 124H210ZM229 122V121H228ZM230 122V123H231ZM234 122V121H233ZM237 122H234L237 123ZM242 122V121H241ZM54 123V122H53ZM59 123V124H60ZM73 123H71L73 125ZM128 123V124H129ZM144 123V122H143ZM151 123V122H150ZM166 123V122H165ZM182 123H185V125L183 126ZM207 123V121H206ZM34 124V125H33ZM58 124V125H59ZM88 124L90 125V122H88ZM132 124H133V121L131 122V127H132ZM137 124V125H136ZM158 124V123H157ZM169 124V123H167ZM227 124V125H226ZM241 124V123H240ZM239 124V125H240ZM72 125H67L69 127H72ZM87 125V128H89L90 126ZM115 125V126H116ZM126 125V126H125ZM130 125V124H129ZM152 125V124H151ZM163 125V124H162ZM189 125V124H188ZM193 124H190V126H192ZM238 126V123L235 124V126ZM251 125V126H250ZM41 126V125H40ZM74 126V125H73ZM82 125H79L78 127L81 128ZM110 126V127H111ZM114 126V127H115ZM146 126V125H144ZM187 126V125H186ZM234 126V127H235ZM39 127V126H37ZM63 127V126H62ZM61 127V128H62ZM78 127H73L74 129L76 128L78 131V133L83 129H79ZM90 127V128H91ZM103 127V129H102ZM107 127V129H106ZM105 127V131H109L111 128L110 131H112L114 128L113 126L111 128H109V126H106ZM115 127V128H117ZM129 127V126H128ZM170 127V126H169ZM172 127V128H173ZM229 127H231L229 125ZM233 127V126H232ZM243 127V125L241 126ZM65 129H67L68 127H64ZM202 128V127H201ZM209 128V127H207ZM225 128V127H224ZM1 129V128H0ZM50 129V128H49ZM69 130H74V129H71V128H68ZM75 129V130H76ZM84 129L85 132L87 133H84L82 135V137H85V142H87L88 140H90V138H96V135L93 134V137H92V133H90V130L86 131ZM91 129V131L94 133V131ZM103 131H102V130ZM109 129V130H108ZM127 129V128H126ZM142 129V128H141ZM40 130V131H38ZM51 130V129H50ZM49 130V131H50ZM77 130L75 132V134H73L74 132H72V134L70 132H68V134L65 133V138L69 140H71V138L73 137L72 135L76 136L79 138L77 134ZM133 130V129H132ZM201 130V129H200ZM229 130V129H228ZM246 130H248L246 132ZM68 131V130H67ZM109 131V132H110ZM116 131V130H115ZM134 131V130H133ZM207 131V130H206ZM209 131V130H208ZM44 132V130L42 131ZM48 130H46V134L45 135H50V132H48ZM60 132V131H59ZM119 132V131H118ZM138 132V131H137ZM171 132V131H170ZM80 133H83V130L82 132ZM91 135V137L88 135ZM105 133V132H104ZM123 133V132H121ZM203 133V132H202ZM22 134V133H21ZM42 134V133H41ZM61 134V133H60ZM71 134V138L68 137V135ZM102 133H99V136H102L100 135ZM159 134V133H158ZM190 134V133H189ZM189 134H186V135H189ZM195 134H200V133H195ZM195 134H192L193 138L197 135ZM206 134V133H205ZM204 134V135H205ZM27 135V134H26ZM63 135V134H62ZM119 135V134H118ZM116 135V136H118ZM185 135V136H186ZM195 135V136H194ZM202 135V134H201ZM192 136L190 137L189 135V139L191 140ZM207 136V135H206ZM59 137V136H58ZM98 137V136H97ZM115 137V136H114ZM136 137V136H135ZM146 137V136H145ZM171 136L169 135V138ZM188 137V136H187ZM198 137V136H197ZM246 137V138H245ZM248 137V139H247ZM7 138V137H5ZM60 138V137H59ZM62 138V137H61ZM64 138V140H65ZM75 138V137H74ZM73 138V139H74ZM76 138V139H78ZM88 138V139H87ZM94 138V139H95ZM101 138V137H100ZM109 138V137H108ZM184 138V139H183ZM196 138V137H195ZM50 139V138H49ZM66 139V141H67ZM83 139V138H81ZM117 139V138H116ZM140 139V138H139ZM168 139V138H167ZM200 140V138H197ZM247 140V141H244ZM16 140V139H15ZM64 140L62 142H64ZM80 140V138H79ZM93 140V139H92ZM96 140L99 141V138H96ZM101 140V139H100ZM190 140H186V144H187V141L189 142ZM194 140V139H192ZM192 144L194 143V141H192ZM204 140V139H203ZM81 141V140H80ZM91 141V140H90ZM137 141V140H136ZM149 141V140H148ZM198 141V140H196ZM195 141V143H196ZM11 142V141H10ZM21 147L22 149H25L24 150V153L25 155H28L30 156V154L32 152H35V153H32V154H40V153H44L46 151L47 148L44 147V143L40 140V139H32L31 138L29 140H24V141H21ZM61 142V143H62ZM72 142L73 145L75 144V140L74 142L73 141H69V144L72 145ZM78 142V144L80 143L78 140H76V143ZM84 142V139L82 141V143ZM93 142V141H92ZM111 142V141H110ZM113 142V141H112ZM117 142V141H116ZM124 142V141H123ZM169 142V141H167ZM201 142V141H200ZM203 142V141H202ZM201 142V143H202ZM57 143V142H56ZM90 143V142H88ZM94 145L96 142H93ZM93 143H91L93 146ZM130 143V141H129ZM134 143V142H133ZM199 145V143L197 142L196 145L198 144L200 147H202L204 145V143H202L203 145ZM126 144V143H124ZM131 144V143H130ZM168 144V143H167ZM182 144V145H180ZM191 144V145H192ZM205 144V145H206ZM53 145V144H52ZM77 144L74 145V147L76 146ZM80 146H87V143H84V144H79ZM90 145V144H89ZM88 145V146H89ZM138 145V144H137ZM196 145H194V147H196ZM197 145V146H198ZM47 146V145H46ZM78 146V145H77ZM125 146V145H123ZM187 146H190L187 145ZM186 146V147H187ZM73 147V146H72ZM101 147V146H100ZM158 147V146H157ZM164 147V146H163ZM181 147L180 149V154L178 153V150L179 148ZM184 147V146H183ZM193 147V146H192ZM205 147V146H204ZM204 147H202L203 149H205ZM8 148V147H7ZM71 148V147H70ZM76 148V147H75ZM80 149H83L81 147H79ZM125 148V147H124ZM191 147H189L190 149ZM11 149V148H10ZM9 149V150H10ZM68 149V148H66ZM77 149V148H76ZM79 149V150H80ZM88 149V148H87ZM91 149V147H90ZM188 149V148H187ZM192 149V148H191ZM214 149V150H215ZM243 149V148H242ZM2 150V149H1ZM53 150V149H52ZM63 150V149H62ZM65 150V149H64ZM70 150V149H69ZM92 150V149H91ZM206 150H207V147H206ZM255 150H258L260 151L261 153H255ZM4 151V150H3ZM56 151V150H55ZM67 151V150H66ZM82 151V150H80ZM94 151V150H93ZM164 151V150H163ZM166 151V150H165ZM164 151V152H165ZM47 152V151H46ZM78 152V151H77ZM95 152V151H94ZM168 152V151H167ZM190 152V151H189ZM187 152V153H189ZM237 152V153H238ZM55 153V152H54ZM61 153V152H60ZM100 153V152H99ZM214 153V152H213ZM31 154V155H32ZM53 154V153H52ZM66 154V153H65ZM71 154V153H70ZM78 153H76L77 155ZM86 154V153H85ZM93 154V153H92ZM122 154V152H121ZM157 154V153H155ZM166 154V153H165ZM250 154V155H249ZM41 155V154H40ZM47 155V154H46ZM80 156V152L78 154ZM94 155V154H93ZM183 155V157L181 156ZM188 155V154H186ZM207 155V154H206ZM205 155V156H206ZM235 155V154H234ZM51 156V155H50ZM87 156V155H86ZM180 156V157H179ZM190 156V155H189ZM63 157V156H62ZM65 157V156H64ZM82 157V156H81ZM98 157V156H97ZM179 157V158H178ZM231 157V155H230ZM24 158V157H23ZM49 158V157H48ZM47 158V159H48ZM78 158V156H77ZM83 158V157H82ZM100 158V156H99ZM112 158V157H111ZM16 159V158H15ZM28 159V158H27ZM55 159V158H54ZM151 159V158H150ZM211 159V158H210ZM257 159V160H256ZM20 160V159H19ZM235 160V159H234ZM242 160V159H240ZM250 160V159H249ZM21 161V160H20ZM79 161V160H78ZM93 161V160H92ZM139 161V160H138ZM202 161V160H201ZM246 161V160H245ZM34 161H32V159H28L27 161V164L32 166L34 163ZM37 162V161H36ZM43 162V161H42ZM53 162V161H52ZM71 162V161H70ZM81 162V161H80ZM86 162V161H85ZM84 162V163H85ZM98 162V161H97ZM213 162V161H212ZM248 162V161H246ZM250 162V161H249ZM33 163V164H32ZM72 163V162H71ZM117 163V162H116ZM188 163V162H187ZM229 163V162H228ZM256 163V164H255ZM94 164V163H93ZM100 164V163H99ZM80 165V164H79ZM199 165V164H198ZM58 166V165H57ZM71 166V165H70ZM69 166V168H70ZM91 166V165H90ZM139 166V165H138ZM137 166V167H138ZM163 166V165H162ZM201 166V165H200ZM242 166V165H241ZM35 166L33 165V168ZM50 167V166H49ZM135 167V166H134ZM165 167V166H164ZM229 167V166H228ZM249 167V166H248ZM102 168V166H101ZM139 168V167H138ZM145 168V167H144ZM148 168V167H146ZM196 168V167H195ZM240 167H238V170L235 169V174L239 171L238 175H235L237 177L234 176V179L235 178H238V176H242L240 175V170H239ZM21 169L20 168V165L15 162L11 155H7V154H0V187H3V186H6L7 183L4 182L3 180H5L7 177H11L13 176L14 174H16L17 172H19ZM209 169V168H208ZM28 170V169H27ZM88 170V169H87ZM138 170V169H137ZM225 170V169H224ZM249 170V169H248ZM63 171V169H62ZM242 171V170H241ZM40 172V171H39ZM98 172V171H96ZM95 172V173H96ZM145 172L144 171H141ZM164 172V171H163ZM190 172V171H189ZM36 173V172H35ZM92 173V172H91ZM102 173V172H101ZM137 173V172H135ZM188 173V172H187ZM222 173V172H221ZM252 173V172H251ZM48 174V173H47ZM84 174V173H83ZM86 174V173H85ZM107 174V173H106ZM148 174V173H147ZM169 174V173H168ZM250 174V173H249ZM56 175V173H55ZM142 175V174H141ZM149 175V174H148ZM220 175V174H219ZM58 176V175H57ZM86 176V175H85ZM92 176V175H91ZM156 176V174L154 175V177ZM180 176V175H179ZM221 176V175H220ZM223 176V175H222ZM227 176V175H226ZM256 176V177H257ZM9 177V179H10ZM40 177V176H39ZM59 177V176H58ZM98 177V175H97ZM141 177V176H139ZM233 177V176H232ZM247 177V176H246ZM71 178V177H70ZM76 178V177H75ZM107 178V176H106ZM180 178V177H179ZM188 178V177H187ZM199 178V177H198ZM221 178V177H220ZM223 178V177H222ZM242 178V177H241ZM45 177L43 178V181H44ZM60 179V178H59ZM63 179V178H62ZM142 179V178H141ZM161 179V178H160ZM240 178H238L236 181H238ZM42 180V179H41ZM49 180V179H48ZM93 180V179H92ZM187 180V179H186ZM196 180V178H195ZM243 180V179H242ZM70 181V180H69ZM75 181V180H73ZM89 181V180H88ZM96 181V179H95ZM158 181V180H157ZM156 179H155V182H157ZM162 181V180H161ZM203 181V180H202ZM223 181V180H222ZM234 181V180H233ZM245 181V180H244ZM11 182V180H10ZM13 182V181H12ZM79 182V181H78ZM83 182V181H82ZM94 182V181H93ZM152 182V181H151ZM219 182V181H218ZM240 182V180H239ZM258 182V181H257ZM256 182V184H257ZM40 183V182H39ZM129 183V182H128ZM143 183V182H142ZM160 183V181L158 182V184ZM180 183V182H179ZM192 183V182H191ZM238 185L242 184V183H238L236 182ZM253 183V182H252ZM9 184V183H8ZM64 184V183H63ZM83 184V183H82ZM109 184V183H108ZM168 184V183H167ZM169 184V185H170ZM208 184V183H207ZM223 184V183H222ZM235 184V185H237ZM255 184V185H256ZM12 185V184H11ZM19 185L23 186V185H26L24 183H19ZM31 185V184H30ZM62 185V184H61ZM156 185V184H155ZM154 185V186H155ZM186 185V184H185ZM190 185V184H189ZM217 185V184H216ZM230 185V184H228ZM258 185V184H257ZM13 186V185H12ZM65 186V185H64ZM114 186V185H112ZM122 186V185H121ZM188 186V185H187ZM246 186V185H245ZM250 186V185H249ZM252 186V185H251ZM263 186V187H262ZM54 187V186H53ZM75 187V186H74ZM100 187V186H99ZM102 187V185H101ZM105 187V186H104ZM110 187V186H109ZM120 187V186H118ZM161 187V186H160ZM224 186H222L223 188ZM231 187V186H230ZM98 188V187H97ZM107 188V187H106ZM105 188V189H106ZM111 188V187H110ZM108 188V190L110 189ZM125 188V187H124ZM135 188V187H134ZM142 188V187H141ZM149 188V187H148ZM147 188V189H148ZM162 188V187H161ZM180 188V186H179ZM219 188V186H218ZM226 188V187H225ZM11 189V188H10ZM15 189V188H13ZM38 188L37 187H29V188H25L23 187L22 190L23 191H20V193H12L11 191H9L11 194H6V193H0V207H9V208H12L14 206H31V207H37V208H41V207H44V206H48L50 208H55L56 210H60L61 207H88V206H94L96 208H108V207H131V206H146V207H151V208H154L155 211H156V215H157V255H156V264H163V260L166 261V264H172L173 262V258H176V261L173 262L174 263H180V262H183V263H197L199 262L200 264L203 262V263H207V264H264V193L262 194L263 190H261V193H259V189L257 191V194L260 196V195H263V196H258L257 194V198H259L257 201H262V204L260 203L258 205V203L256 204L255 202V206L258 205L257 207L259 208L256 212H252L251 210L249 211V207L248 209H245V208H240L242 209L241 211H239V216L237 215H233L232 213V216L231 217H224L223 214L225 212L222 213L223 210H221L222 208H220L221 206V203H220V206H217L219 209H211V210H208V214L211 215L213 217V219L209 218H206V217H202L203 214H201V216H199L198 218L192 216V215H189L188 213H185L183 211L180 212V209L179 208V211L172 205H170L168 203V199L167 201L165 199H163L162 197L160 198L159 197V193L157 194L158 197H156V193L158 192L156 189H158V186L156 189H154V187H152L153 191H155L154 195L155 197H150L151 195L150 194H153L150 192V194H143V195H136L135 197H131V198H124L122 196V193H119V192H108L107 190V193L103 192V193H95L92 194L90 196H84V197H71V198H67L66 197H63L61 195H57V194H48V193H45V192H41L40 190H37ZM55 189V188H54ZM115 189V188H113ZM133 189V188H132ZM130 189V190H132ZM145 189V188H144ZM160 189V188H159ZM171 189V188H170ZM178 189V187H177ZM213 189V188H212ZM228 189V188H227ZM226 189V190H227ZM16 190V189H15ZM124 190V189H123ZM122 190V191H123ZM142 190V189H141ZM140 190V191H141ZM151 190V189H150ZM149 190V191H150ZM163 190V189H162ZM167 190V189H166ZM173 190V188H172ZM217 190V189H216ZM235 190V189H234ZM247 190V189H246ZM5 191V190H4ZM13 191V190H12ZM45 191V190H44ZM127 191V190H126ZM135 191V190H133ZM137 191V190H136ZM144 191V190H143ZM147 191V190H146ZM171 191V190H170ZM175 191H178V190H175ZM249 191V190H248ZM2 192V191H1ZM84 192V191H83ZM125 192V191H124ZM130 193H132L131 191H128ZM215 192V191H214ZM226 192V191H225ZM232 192V191H231ZM238 192V191H237ZM8 193V192H7ZM85 193V192H84ZM105 193V194H104ZM127 193V192H126ZM129 193V194H130ZM137 193V192H136ZM170 193V192H168ZM174 193V192H173ZM186 193V192H185ZM222 193V192H221ZM243 193V192H242ZM256 193V192H255ZM32 194H36V195H40L41 198H42V202H29L28 201V196L29 195H32ZM78 194V193H77ZM142 194V193H140ZM166 194V192H165ZM179 194V193H178ZM232 194V193H231ZM248 194V193H247ZM68 195V194H67ZM134 195V194H133ZM163 195V194H162ZM191 195V194H190ZM223 195H227V194H223ZM250 195V194H249ZM132 196V195H131ZM153 196V195H152ZM172 196V195H171ZM185 196V195H184ZM220 196V195H219ZM238 196V195H237ZM237 196H232V197H237ZM232 197H228L227 198H223V200L225 199V201L227 200H233L235 201V198L232 199ZM168 198V197H167ZM176 198V197H175ZM174 198V199H175ZM222 198V197H221ZM243 198L246 200L247 198L245 197H242L241 196L237 197L236 200L238 201L239 199L243 200ZM250 198V197H249ZM254 198V197H252ZM173 199V198H172ZM180 199V198H179ZM186 199V198H185ZM189 199V198H188ZM219 199V198H218ZM217 199V200H218ZM251 199V198H250ZM191 200V199H189ZM240 200V201H241ZM179 201V200H178ZM172 202V200H171ZM170 202V203H171ZM182 202V201H181ZM184 202V201H183ZM182 202V204H183ZM187 202H190V201H187ZM195 202H196V199H195ZM250 202V201H249ZM174 203V202H173ZM172 203V204H173ZM193 203V201H192ZM207 203V202H205ZM229 203V202H228ZM235 203V202H234ZM188 205L189 206L191 205L190 203H185V205ZM208 204V203H207ZM236 204V203H235ZM233 204V205H235ZM240 204V203H239ZM245 204V203H244ZM175 205V204H174ZM217 205V204H216ZM177 206V205H175ZM180 206V203L179 205ZM182 206V205H181ZM214 207V205H211ZM222 206H225V204H222ZM198 207V206H197ZM196 207V209H197ZM202 207V206H201ZM216 207V206H215ZM214 207V208H215ZM230 207V205H229ZM256 207V208H257ZM184 208V207H182ZM233 208V207H232ZM209 209V208H208ZM225 209V208H223ZM234 209V208H233ZM182 210V209H181ZM191 210V209H190ZM194 210V209H193ZM228 210V209H227ZM206 211V210H205ZM226 211V210H225ZM229 211V210H228ZM207 212V211H206ZM196 213V212H195ZM227 213V212H226ZM175 214H181V216H185V217H182L184 218V221L183 223H187L193 227H195V229L191 232H187L179 237H176L177 234H172L170 233V229L172 228V219L175 218L173 216H176ZM193 214V212H192ZM227 215V214H226ZM180 215L177 216V218L179 217ZM173 217V218H172ZM165 220H167L168 224L165 226L167 228V237L166 238H163V226L165 225ZM176 220V219H174ZM180 220V219H179ZM188 221V222H186ZM235 228H239L241 229V231H235L234 229ZM165 230V229H164ZM173 231V230H172ZM208 250V251H207ZM209 257L211 260L213 261H216V262H212L209 260ZM221 258V259H217V258ZM218 261V262H217ZM182 263V264H183ZM202 263V264H203ZM12 264V263H10ZM58 264H61V263H58Z\"/></svg>",
	"mask_w": 264,
	"mask_h": 264
},
{
	"label": "water",
	"instance_id": "3",
	"mask_svg": "<svg viewBox=\"0 0 264 264\" xmlns=\"http://www.w3.org/2000/svg\"><path fill=\"white\" fill-rule=\"evenodd\" d=\"M0 264L12 263V208L0 207ZM24 213L25 264H156L154 208L65 207Z\"/></svg>",
	"mask_w": 264,
	"mask_h": 264
},
{
	"label": "snow or ice",
	"instance_id": "4",
	"mask_svg": "<svg viewBox=\"0 0 264 264\" xmlns=\"http://www.w3.org/2000/svg\"><path fill=\"white\" fill-rule=\"evenodd\" d=\"M3 209H0L2 212ZM35 209H12V264H25L23 258V243H24V213H28V224L35 225V217L32 215L35 213ZM235 231H241L239 228H235Z\"/></svg>",
	"mask_w": 264,
	"mask_h": 264
}]
</instances>
